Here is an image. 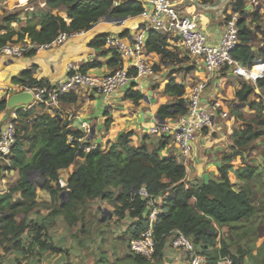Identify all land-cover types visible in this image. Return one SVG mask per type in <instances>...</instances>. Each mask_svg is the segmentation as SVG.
I'll return each instance as SVG.
<instances>
[{
  "label": "trees",
  "instance_id": "trees-1",
  "mask_svg": "<svg viewBox=\"0 0 264 264\" xmlns=\"http://www.w3.org/2000/svg\"><path fill=\"white\" fill-rule=\"evenodd\" d=\"M49 4L67 6V18L52 16L29 21L25 28L16 31L17 16L4 17L0 26V48L7 44L20 45L25 39L40 46L49 44L61 34L88 31L107 16L136 17L143 12L142 4L136 0L120 6H115V0H51ZM238 27L240 42L232 57L241 66L250 68L258 59H264V45L257 48L253 44L256 36L264 42V30L260 27L252 29V24H248L245 18H241ZM104 42L101 37L92 46H102ZM146 47L149 53L180 63L176 54L169 50L168 37L163 32L151 30ZM29 77L30 72H24L21 82ZM165 93L179 100L175 105L162 107L160 118L185 116L188 102L183 97L189 93L186 87L171 81ZM127 96L135 103L142 99L139 93ZM236 96L241 105L257 112V119L235 132L234 150L237 152L224 157L223 165L218 169L220 181L210 180L199 187H189L185 183L186 168L175 156L161 154L165 145L149 152L148 142L136 145L132 140L133 134L124 133L106 149L98 146L87 152L84 148L91 147L88 143L83 148L68 143L69 136L78 137L80 134L69 130L67 120L56 111L39 116L38 110L43 109L39 106L18 110L12 121L17 135L10 164L0 165V177L7 170L16 171L19 175L18 182L8 193L0 195V252L25 256L37 251L67 254L68 251L51 241V225L47 221L60 216L69 226H75L83 217L82 206L95 200L110 201L117 218L133 219L126 234L130 241L136 240L150 227L145 218L147 203L138 195L139 190L145 187L152 197H163L159 204L160 215L153 225L157 242L154 258L159 259L173 232L178 231L193 241L208 264H218L224 257H230L233 264H244L248 252L239 247L237 254L233 253L232 244L227 240L231 242L233 235L244 238L251 231L258 235L259 228L264 227V175L259 166L248 162L245 156L253 149V143L264 138V77L256 83L241 82ZM76 100L74 97L70 101ZM6 112L7 102L1 100L0 115ZM235 157L240 159V166L233 165ZM74 164L78 165L77 169L69 174L68 170ZM235 167L236 172L232 176L231 169ZM62 172H67L64 181ZM32 174L41 177L42 190L51 197L52 204L47 207H55L47 218L42 216L35 220L30 217L41 206L35 184L29 181ZM235 179L239 183L233 182ZM64 192L67 193L66 202L55 205ZM12 194L19 197L18 202L14 201ZM217 226L227 228L229 236L220 233ZM129 261L133 264L149 263L135 254ZM10 264L25 263L17 259ZM95 264L109 263L104 262L101 256Z\"/></svg>",
  "mask_w": 264,
  "mask_h": 264
},
{
  "label": "crops",
  "instance_id": "crops-1",
  "mask_svg": "<svg viewBox=\"0 0 264 264\" xmlns=\"http://www.w3.org/2000/svg\"><path fill=\"white\" fill-rule=\"evenodd\" d=\"M50 1L0 0V26L4 17L12 15L17 16L14 26L16 31L25 28L29 21L52 16L67 18L68 7L52 6L49 4ZM128 1L115 0V6ZM173 2L179 14L196 17L199 30L206 35L208 44L212 46L220 43L226 20L232 16L237 17L239 21L245 18L248 24H252V29L260 26L264 30V22L258 24L254 17L258 16L264 21V0H173ZM150 31L146 20L141 15L126 18L107 16L88 31L68 35L62 45L46 50L25 39L19 45L25 50L24 55L20 58L6 59L0 65V101H7L10 96L34 87L53 86L71 75V69L96 76H106L118 69L126 68L132 77L127 88L110 96L76 90L66 94L65 99L59 101L54 111L62 119L67 120L68 129L72 132L81 134L82 126H88L91 129V135L85 143L90 144L93 149L98 146L106 149L108 144L117 141L122 134L132 133L133 143L139 145L145 141L148 142L149 152L165 145L161 154L175 156L185 166L187 176L184 181L189 187L201 186L205 174L211 181L219 182L218 169L223 165L224 157L237 152L234 150L235 132L244 129L248 122L257 119V112L248 110L246 105H241L236 96L243 79L234 73L232 67L225 68L209 77L204 70L202 60L189 57L179 39L174 35H167L169 50L176 54L180 63H172L160 55L149 53L146 46ZM139 35H142L145 41V57L155 68L156 75L153 78L138 77L131 60L121 58L108 48L105 42L102 46H92V43L101 37L105 40L108 36H114L130 43ZM263 45L262 41L259 47ZM27 52L32 53L27 54ZM258 60L264 63V59ZM27 71L30 72L29 79L21 82L22 74ZM253 73L258 75L260 71L255 70ZM31 81H34V84ZM171 81L185 86L189 93L193 85L206 83L201 104L211 113L213 122L210 128L196 133L188 158L182 157L172 136L162 138L149 134V129L159 122L157 117L160 109L175 105L179 100L178 97L165 93ZM129 93H139L142 99L135 103L128 98ZM189 93L183 97L187 102ZM74 97L77 100L71 102L70 100ZM28 108L21 106L2 113L0 130L16 118L18 110ZM54 111L39 109L38 115L44 116ZM179 119L161 120L166 125H174ZM237 159L238 157H235L232 162L234 166H237L235 163ZM251 162L258 165L260 172L264 175V162L259 161L257 156H251ZM77 166V164L72 165L68 170L69 174L73 173ZM235 172L236 167L231 169L232 176ZM233 182L239 183L236 179ZM156 198L160 203L163 197ZM106 213L108 214L106 223H117L116 219L120 220L122 228L118 238L124 234L123 237L127 243L122 249L119 248L116 251L117 256L107 257L106 261L109 264H133L129 261L132 253L128 248L130 236L126 234V231L134 220L129 217L121 220L114 215V212ZM159 260V264H190L189 255L172 249L169 240Z\"/></svg>",
  "mask_w": 264,
  "mask_h": 264
},
{
  "label": "built area",
  "instance_id": "built-area-1",
  "mask_svg": "<svg viewBox=\"0 0 264 264\" xmlns=\"http://www.w3.org/2000/svg\"><path fill=\"white\" fill-rule=\"evenodd\" d=\"M142 4L141 16L146 20L151 30L163 32L167 35H174L179 39L189 57L202 60L204 70L209 77L225 68L232 67L234 73L246 82L256 83L264 77V63L257 60L249 67H243L232 57V53L240 42L239 20L232 16L225 23V30L220 43L216 46L208 44L206 35L199 30L195 16L182 15L176 10L173 0H136ZM68 35L61 34L49 44L41 45L46 50L53 46L62 45ZM105 45L116 52L121 58L131 60L137 76L140 78H153L156 75L154 65L147 60L144 53L145 41L142 35L137 36L132 42L108 36ZM25 50L19 45L7 44L0 48V65L6 59L20 58ZM259 68L260 73L254 76L253 70ZM71 75L65 80L57 82L53 86H39L28 90L32 94V106H39L43 109L54 111L61 98L76 90H85L91 93L110 96L128 87L132 80L129 71L121 68L106 76H96L88 72H80L71 69ZM206 83H197L191 87L187 114L179 119L174 125L156 123L149 129V134L162 138L172 136L176 146L180 149L183 158H188L192 151L196 133L210 128L213 122L211 113L201 104ZM31 106V107H32ZM29 107V108H31ZM17 131L14 123H7L0 130V165L8 166L10 156L16 144ZM91 135V129L83 125L82 133L78 136H69L68 143L78 144L80 148ZM87 152L91 147L84 148ZM7 172V171H6ZM8 193V190L0 191V195ZM138 195L147 203L149 211L145 218L149 221V229L141 234L136 240L129 242L128 248L132 254L140 255L146 260L153 261L156 252L157 242L153 233V225L160 215L158 198L152 197L142 187ZM171 247L175 251L185 252L189 255L190 264H208L207 259L199 253L193 241L186 235L174 231L170 237ZM218 264H233L230 257L222 258Z\"/></svg>",
  "mask_w": 264,
  "mask_h": 264
},
{
  "label": "rangeland",
  "instance_id": "rangeland-1",
  "mask_svg": "<svg viewBox=\"0 0 264 264\" xmlns=\"http://www.w3.org/2000/svg\"><path fill=\"white\" fill-rule=\"evenodd\" d=\"M258 14V12H256ZM258 24H262L264 21L258 16H254ZM260 27V26H259ZM260 29H262L260 27ZM261 38L256 36L254 38V46L259 47L261 44ZM244 81V80H243ZM250 110L249 106H245ZM43 110V109H41ZM47 110V109H44ZM264 114V111H263ZM251 123V122H248ZM247 123V124H248ZM253 149L246 153L248 162L251 161V156H257L259 161L264 162V138L253 143ZM250 155V157H249ZM237 166L241 165V161L238 158L235 162ZM67 177V172L61 173V179ZM19 180V175L16 171L7 170L3 172L0 177V191L10 190ZM31 182L35 184L37 195L39 196V202L41 204L39 211L30 215L35 220L37 217L48 216L50 212L55 208V205L63 204L66 202L67 197L63 196L60 201L56 202L54 208L49 209V205L52 204L51 197L48 196L42 190L43 180L38 174H32L30 178ZM117 192V191H116ZM66 193V192H64ZM7 193L3 194L6 195ZM14 201L18 202L19 197L16 194H12ZM161 206V205H160ZM115 207L112 203L95 200L87 202L82 206V218L75 226H69L64 218L57 216L56 218H50L48 225L49 236L51 241L68 251L67 254L56 255L50 252L35 253L31 256L18 255L17 253L6 254L4 251L0 252V264H10L17 259L23 261L25 264H63L65 262H71L72 264H95L102 256L103 261L107 260V257L117 256L116 251L122 249L127 243L122 234L118 238V234L121 233L122 224L120 220L116 219L117 223H106L108 214L106 212H114ZM216 229L223 234L229 236L227 228L216 227ZM254 231L246 234V237L240 238L239 236L232 237V240H227L228 244H232L230 247L233 253L238 252V248L242 247L248 252L245 258L244 264H264V227H260L258 235H255ZM169 238V242H170ZM171 243V242H170ZM118 246V248H117ZM220 247L219 244L216 245ZM115 258V257H114ZM113 258V259H114ZM160 260L154 258L148 264H159Z\"/></svg>",
  "mask_w": 264,
  "mask_h": 264
},
{
  "label": "water",
  "instance_id": "water-1",
  "mask_svg": "<svg viewBox=\"0 0 264 264\" xmlns=\"http://www.w3.org/2000/svg\"><path fill=\"white\" fill-rule=\"evenodd\" d=\"M6 102H7V110H13V109H16L17 107H21V106L22 107H31L32 102H33V97H32V94L30 92L24 91V92H19L17 94L10 96ZM157 120L161 124H164V121L161 120L160 116L157 117ZM65 178H67V177H65ZM203 179H204L205 184H208L210 181V178L207 174H205L203 176ZM29 181H31V180L29 179ZM48 196H50V195L48 194ZM63 196L67 197V193H62L60 195V199ZM148 211H149V209L146 210L145 214H147Z\"/></svg>",
  "mask_w": 264,
  "mask_h": 264
},
{
  "label": "bare ground",
  "instance_id": "bare-ground-1",
  "mask_svg": "<svg viewBox=\"0 0 264 264\" xmlns=\"http://www.w3.org/2000/svg\"><path fill=\"white\" fill-rule=\"evenodd\" d=\"M255 70H259V71H260L259 68H256V69L253 70V72H254ZM252 74H253L254 76H257L256 73H252Z\"/></svg>",
  "mask_w": 264,
  "mask_h": 264
}]
</instances>
